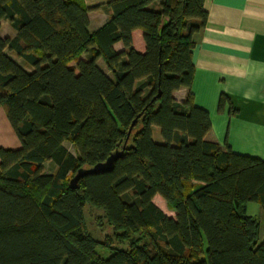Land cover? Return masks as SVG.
Wrapping results in <instances>:
<instances>
[{
  "label": "trees",
  "instance_id": "trees-1",
  "mask_svg": "<svg viewBox=\"0 0 264 264\" xmlns=\"http://www.w3.org/2000/svg\"><path fill=\"white\" fill-rule=\"evenodd\" d=\"M154 1L95 5L110 17L90 32L83 2L0 0V22L16 32L0 36V106L20 140L0 149V264H264L258 218L245 212L248 202L264 208V160L210 139L209 115L192 94L172 96L191 86L203 0H162L156 10ZM135 29L143 52L132 46ZM224 103L233 110L221 94L219 110ZM118 150L111 170L69 187L77 170ZM49 160L52 174L43 172ZM86 204L126 247L98 255Z\"/></svg>",
  "mask_w": 264,
  "mask_h": 264
},
{
  "label": "crops",
  "instance_id": "crops-1",
  "mask_svg": "<svg viewBox=\"0 0 264 264\" xmlns=\"http://www.w3.org/2000/svg\"><path fill=\"white\" fill-rule=\"evenodd\" d=\"M76 1L89 8L90 32L109 19L110 13L104 8L91 9L108 0ZM161 1L155 0L149 8L158 9ZM203 6L207 19L205 26L193 35L194 73L191 86L173 91L172 96L182 101L188 93L192 94L193 103L209 115L210 139L221 144L226 142L236 153L264 160V0H203ZM15 33L8 21L1 20V37H13ZM131 38L134 49L143 52L142 31L133 30ZM113 48L119 51L123 47L116 42ZM5 52L21 67L30 70L22 58L12 51ZM221 94L227 97L232 111L228 103L218 109ZM63 144L75 154L70 143L72 149L66 142ZM19 147L20 140L0 106V149L14 150ZM42 165L46 174H52L56 169L55 163L50 160ZM245 212L255 217L260 213L264 222V208L258 203H246ZM258 238L264 240V226L261 228L260 222Z\"/></svg>",
  "mask_w": 264,
  "mask_h": 264
},
{
  "label": "rangeland",
  "instance_id": "rangeland-1",
  "mask_svg": "<svg viewBox=\"0 0 264 264\" xmlns=\"http://www.w3.org/2000/svg\"><path fill=\"white\" fill-rule=\"evenodd\" d=\"M82 58H87V54H83ZM98 64L103 69H105L102 60L99 59ZM152 133L153 139L155 141L160 139L158 127L154 126V130ZM66 145L72 149V146L68 142H66ZM153 201L158 207L163 210V212L167 216H174L172 209L160 196H155L153 198ZM83 214L87 232L98 242L95 251L100 257L107 258L111 254V251L108 248L109 245L111 248H124L127 246L126 244H122L118 241L119 239L117 238V235H114V233L112 232V229L107 224L104 213L100 208L86 204L83 207ZM257 218L261 224V228H263L264 222L260 213L257 215Z\"/></svg>",
  "mask_w": 264,
  "mask_h": 264
},
{
  "label": "water",
  "instance_id": "water-1",
  "mask_svg": "<svg viewBox=\"0 0 264 264\" xmlns=\"http://www.w3.org/2000/svg\"><path fill=\"white\" fill-rule=\"evenodd\" d=\"M133 123H134V121L131 123V125L128 129V133H129L130 129L132 128ZM121 153H122V150L115 151V152L111 153L106 158L105 161L96 163V164H94L88 168L77 170V172L74 174V176L69 180V187L75 188L78 179L85 176V175L96 174L99 172H105V171L111 170L115 160L121 155Z\"/></svg>",
  "mask_w": 264,
  "mask_h": 264
}]
</instances>
